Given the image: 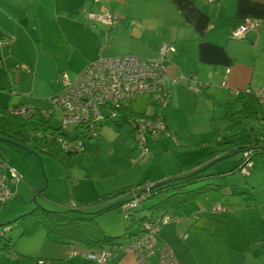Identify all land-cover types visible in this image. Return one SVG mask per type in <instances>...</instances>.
<instances>
[{
  "label": "crops",
  "instance_id": "0c3cea01",
  "mask_svg": "<svg viewBox=\"0 0 264 264\" xmlns=\"http://www.w3.org/2000/svg\"><path fill=\"white\" fill-rule=\"evenodd\" d=\"M103 9L116 16L115 24L106 26L87 20V13ZM245 18L257 19L261 23L245 36L232 37L231 30ZM27 30L33 34L30 37L34 52L32 72L38 69L43 75L39 78L43 79L52 70L54 74L51 78H54L63 66L66 73L61 74L74 79L101 56L131 55L146 60L155 59L161 46L166 44L168 49L163 55L169 89L166 106L158 109L149 95L138 97L146 96L155 108L154 113L164 110L161 117L166 131L173 133L178 130L175 113L199 111L200 101L208 94L227 100L237 98L240 93H250L249 86L256 78L264 83V0H218L215 3L206 0H0V43L15 47L21 42L17 31ZM1 49L0 59L5 48ZM60 77L57 80L59 84ZM18 104L30 103L18 101L12 105ZM128 114H132L130 108ZM123 123L124 120L113 124L120 127ZM226 152L217 149L202 163L187 165L186 169H182L184 173L161 177L156 181L208 167L209 172L216 174L212 179L216 190L206 195L220 194L227 188L230 189V196L247 195L237 203H229L230 200L225 198V203L219 202L225 207L224 211H210L211 216L197 215L192 210L181 211L177 223L170 222L161 227L160 238L170 246L179 264H264V180L256 177L253 165L247 175L240 173L248 176L244 183L233 180L226 185L224 177L218 175L227 171L215 164L229 157ZM211 167L216 169L211 171ZM229 170L231 172L232 169ZM218 178H221L219 184L214 182ZM108 194L99 196L97 200ZM122 196L108 199L115 198L118 200L115 204H119L128 197L127 194ZM246 200L249 201L244 204ZM81 210L86 212L83 207ZM139 211L142 207L136 211L131 223L136 228L129 230L119 244L123 245L138 234V220L143 215ZM226 213L227 216L223 215ZM194 214L197 217H192ZM208 217L214 222L208 224L204 220ZM194 236H199V242L193 245L203 251L199 252L191 245ZM66 244L73 245L75 242ZM85 250V253L93 251L86 247ZM105 264H135V261L131 254L117 249Z\"/></svg>",
  "mask_w": 264,
  "mask_h": 264
},
{
  "label": "rangeland",
  "instance_id": "374dc122",
  "mask_svg": "<svg viewBox=\"0 0 264 264\" xmlns=\"http://www.w3.org/2000/svg\"><path fill=\"white\" fill-rule=\"evenodd\" d=\"M17 34L21 37V42L15 47L11 48L7 44L3 46L4 43H0L3 46L0 48H5L3 58L0 59V110L18 101L30 103L28 105H35L41 110L49 109V99L62 92V86L57 80L66 70L63 66L54 78H51L53 70L44 75L46 80L39 78L43 75L39 74L38 69L32 72L34 52L32 53L30 37L33 34L28 30L17 31ZM263 86L260 78H256L249 86V91L256 93ZM210 94L200 101L199 111L175 113L177 133L168 130L158 134L156 139L147 138L145 155H142V149L134 141L130 126L126 122L120 127L112 122L98 127L97 136L84 141L85 150L79 158L67 159V169L59 161L39 150L29 153L11 142L0 141V161L5 163L6 177L10 179L9 190L13 196L8 204L0 206V231L8 227L9 231L5 232L4 236L10 238L13 250L34 259L52 260V264H88L84 256L86 250L82 244L54 242L51 236L45 235L42 227H37L29 236L20 237L21 230L14 226L12 220L16 215L29 212L36 204L51 211H62L70 209L71 205H80L87 213L96 214L95 221L105 234L120 237L126 232L128 225L122 212L111 209L99 213L118 200L114 198L96 203L99 196L141 183L156 182L161 177L181 174L187 165L202 163L217 149H234L237 144L258 135V108L254 114L243 113L238 98L222 100L219 96L212 97ZM129 108L132 112L130 116L142 115L144 112V115H151L155 110L146 96L138 97L135 102L129 104ZM159 111L160 114L164 112L163 109ZM60 116V110H54L50 117L52 127H59ZM220 140L223 144L218 145ZM241 157V152H234L215 163L217 168L221 167L227 171L226 174L218 175L224 177L226 185L233 180L240 183L248 180V176H242L239 171L229 170L235 167ZM254 158L258 159L254 164L256 177L264 180V156L255 155ZM214 182L219 184L221 178L214 179ZM229 191L227 188L220 194L201 195L188 201L182 208L170 211V214L178 217L181 211L192 210L197 215L203 213L211 216L210 211L215 206L220 205L225 209L219 203H225V198L230 200L229 203H237L240 198L247 197L246 194L230 196ZM250 192L252 193L251 190ZM154 201H144V209L139 213L149 216L151 211L147 208ZM247 201L249 200L244 201V204ZM194 215L192 217H197ZM204 220L208 224L214 222L209 217ZM135 228L136 225H133L129 230ZM198 238L199 236H194L191 245H196ZM0 244H3L2 239ZM194 247L199 252L203 251L201 247ZM12 261L13 256L7 250L0 249V264H12Z\"/></svg>",
  "mask_w": 264,
  "mask_h": 264
},
{
  "label": "built area",
  "instance_id": "2783aa9c",
  "mask_svg": "<svg viewBox=\"0 0 264 264\" xmlns=\"http://www.w3.org/2000/svg\"><path fill=\"white\" fill-rule=\"evenodd\" d=\"M97 2L98 0H92ZM215 3L218 0H206ZM87 20L110 26L116 23V16L108 10L89 12ZM261 21L245 18L231 30L234 38H240L253 32ZM168 46L163 44L159 56L146 60L131 55L101 56L87 65L74 79L66 75L60 77L62 92L49 99L51 107L41 110L44 117H51L54 110L61 112L60 124L56 133L52 135L57 147L70 155H81L85 150L84 141L97 136V128L107 122H126L130 126L131 134L142 155L146 154L147 138H154L166 132V127L159 111L152 115L130 116L129 104L139 95H149L155 106L163 108L169 98L167 65L163 55ZM175 82L176 80H170ZM254 97L260 109V132L264 136V86ZM36 109L32 105L20 104L9 107L10 115L29 119ZM245 159L239 169L242 175H247L252 169L248 159V152L243 153ZM5 176V163L0 161V206L6 205L12 199ZM150 184L127 192L126 200L118 205L124 219L129 221L136 214ZM75 207V205H71ZM224 208L215 206L211 212L221 213ZM179 218L168 212L157 213L146 218L139 225V232L123 245H113L84 254L88 264H105V262L119 249L123 253L131 254L135 264H179L170 246L160 238L162 226L174 222ZM1 240V239H0Z\"/></svg>",
  "mask_w": 264,
  "mask_h": 264
},
{
  "label": "trees",
  "instance_id": "16d2710c",
  "mask_svg": "<svg viewBox=\"0 0 264 264\" xmlns=\"http://www.w3.org/2000/svg\"><path fill=\"white\" fill-rule=\"evenodd\" d=\"M238 95L237 98L240 100L242 105L241 111L243 113L254 114L257 108L260 111L254 93H240ZM12 106L16 105H11L9 107ZM9 107L0 110V139L10 141L15 145L29 150L31 153H34V150H39L59 161L66 169L69 168V163H67L69 158H79L80 155H70L57 147L52 138V135H54L57 130L50 124V117H44V115L40 113V109L34 106L36 109L34 114L29 119H23L22 117L10 115L7 112ZM221 144H223V142L220 140L218 145ZM223 149L220 148L219 151L222 153L227 151L228 153H226L228 156L234 152H241L242 155L248 152L249 157L246 160L250 161L253 166L258 161V159L254 158L255 155L264 156V136H262L259 131L257 136L237 144L234 149H229V147H224ZM244 160L245 159L241 157L231 172L239 170ZM215 175L216 174L209 172L207 167L203 171H199L198 169L185 175L171 177L150 184L149 189L144 195L143 201L150 199L155 200L154 203L147 208L151 211V214L149 216L142 215L138 221L141 223L146 218L157 213H166L174 209H180L188 201L204 195L209 191L216 190V186L212 180ZM144 185L145 184L131 188L138 189ZM129 190L130 188L115 191L107 196L99 198L96 202L106 200L116 195L127 194ZM118 205L119 204L111 205L102 209L99 213L112 208L118 209ZM141 207L144 209V205H141ZM81 209L82 206L62 211H51L36 204L29 212L16 215L12 222H14L16 228L21 230L19 234L20 237L29 236L37 227H42L45 235L51 236L54 241H59L61 243H80L87 249L97 250L119 244L120 240L128 234L133 221V218L126 221L128 225L125 234L120 237L110 236L105 234L97 225L95 213H87ZM8 231V227L0 231V239L3 240V244H0V249L7 250V252L13 256L12 264H52V261L47 262L46 260L34 259L29 256L18 254L13 250L10 238H5L4 236L5 232Z\"/></svg>",
  "mask_w": 264,
  "mask_h": 264
},
{
  "label": "water",
  "instance_id": "95a60500",
  "mask_svg": "<svg viewBox=\"0 0 264 264\" xmlns=\"http://www.w3.org/2000/svg\"><path fill=\"white\" fill-rule=\"evenodd\" d=\"M0 141L10 142V141L4 140V139H0ZM204 169H205V168H201V169H199V171H203Z\"/></svg>",
  "mask_w": 264,
  "mask_h": 264
}]
</instances>
